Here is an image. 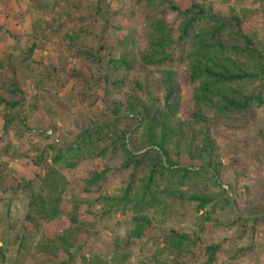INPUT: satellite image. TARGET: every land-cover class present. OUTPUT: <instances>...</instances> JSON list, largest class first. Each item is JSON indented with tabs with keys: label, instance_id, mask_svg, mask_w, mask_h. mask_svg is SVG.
<instances>
[{
	"label": "rangeland",
	"instance_id": "1",
	"mask_svg": "<svg viewBox=\"0 0 264 264\" xmlns=\"http://www.w3.org/2000/svg\"><path fill=\"white\" fill-rule=\"evenodd\" d=\"M173 1L182 8L192 3L203 4L222 15L233 8L242 16L244 30L249 35H255L264 49V4L252 0ZM94 3L95 0H0V75L3 79L14 77L10 67H15L14 78L24 92L19 111L30 114L27 125L31 129L26 131L17 123L9 131L3 132L0 109V160H8L10 169L5 173L4 186L12 185V188L0 191V249H4V264H66L67 257L62 252L47 256L36 250L48 243L47 239H52L60 227L71 230L73 226L66 216L50 223H41L36 231L30 225H25L24 216L29 213L30 194L22 187L14 188L15 180L19 183L29 171L36 169L24 159L25 155L36 154V148L45 150L48 145L58 148L73 140L77 135L76 122L79 121V116H74L73 111L89 119H103L106 115L101 101H95L92 108L85 103L92 101L87 100L88 95L101 97L102 92L95 88L90 92L87 89L84 91L83 86L74 81L60 86L64 80L57 85L48 81L34 85L32 73L20 64L22 53L35 42L38 51L32 59L41 66H32L41 69L50 65L59 69L71 65L79 67L84 61L81 56L83 49L94 52L103 45L107 51L117 55L120 44L124 43L127 51H137L143 48L149 34L143 4H138L137 0H106L99 14L94 13ZM65 10H68L70 18L65 15ZM37 20L42 22L37 24ZM168 20L172 23L176 21L171 13ZM76 28H83L91 35H80L78 41L68 45L65 36L71 35ZM165 69L176 72L182 102V108L172 122L187 120L193 103L192 86L185 81L186 67L173 62ZM95 71L101 72L102 69L95 68ZM160 76V69H154V79L158 80ZM141 77L143 79V75ZM136 78V73L131 72L129 82L112 98L126 102L131 97ZM78 91L85 94L82 103L78 102ZM153 97L161 100L162 93L154 92ZM36 98L39 102H35ZM35 103L38 105L32 111V104ZM129 123L131 129L136 128L134 120ZM49 125L56 129H49ZM220 125L221 133L215 138L221 163L217 181L210 173L202 172V179L181 187L190 193L200 191L214 196L215 200L202 211H197L194 203L178 200H169L166 209L147 211L156 232L152 231L147 238L134 243H126V237L133 228L132 212L103 215L94 201L96 188H89V192L82 188L89 172L107 168L110 171L108 179L102 183L100 191L101 194L115 195L120 193V188L126 182L132 179L138 181L142 172L132 168L121 169L119 165L124 159L120 152L114 150L101 160H83L72 171L60 168L67 181L63 192L64 211L71 209L72 201L79 205L80 230L70 249L75 254L74 264L152 262L154 251L157 247H163L165 235L171 229L178 233L196 234L200 239L195 246L189 247L185 264H202L205 261V247L210 245L220 246L213 264H264V107L256 108L251 117L245 115L244 119ZM129 136V144L133 145L138 133L132 132ZM16 150L21 157L9 159ZM174 161L181 167L194 170L201 165L186 156ZM33 187L35 191L43 193L41 185L35 184ZM207 215L209 219L204 220ZM162 259L169 263L172 256L166 252Z\"/></svg>",
	"mask_w": 264,
	"mask_h": 264
},
{
	"label": "trees",
	"instance_id": "2",
	"mask_svg": "<svg viewBox=\"0 0 264 264\" xmlns=\"http://www.w3.org/2000/svg\"><path fill=\"white\" fill-rule=\"evenodd\" d=\"M105 1L95 0V14L100 13ZM252 1L264 4V0ZM137 2L143 4L149 24V34L141 50L127 51L126 45L121 43L119 52L114 55L100 45L94 52L92 49L81 51L84 61L79 67L71 65L59 69L50 65L41 69L32 66H41L32 59L38 51L33 42L22 53L20 60L21 66L32 73L34 85L44 81L57 85L64 80L60 83L63 86L74 81L83 86L84 91L87 89L90 92L95 88L102 92L101 97L88 95L87 100L92 99L91 102L85 101L83 92L78 91L77 94L80 97L78 102L85 101L89 108L101 101L106 113L103 119H89L73 111L74 116H79L77 135L73 140L58 148L51 145L45 150L36 148V154L25 155L24 159L36 169L29 171L19 183L15 180L14 188L22 187L30 194L25 225L36 231L37 225L66 216L73 226L71 230L60 227L52 239H47L48 243L36 250L47 256L62 252L67 257L66 264H74L75 254L70 249L81 223L78 220V204L72 201L68 211L62 207L67 181L60 168L72 171L81 161L101 160L114 150L120 152L124 159L119 165L121 169L132 168L142 172L138 181L132 179L126 182L120 193L115 195L101 194L100 191L102 183L108 179L110 171L107 168L89 172L82 188L85 192H89V188L97 189L94 201L103 215L132 212L133 228L126 237V243H134L147 238L152 231L156 232L147 211L166 209L169 200L188 201L196 204L197 211H202L215 200L214 196L200 191L190 193L181 187L202 179V172L210 173L217 181L221 163L215 138L221 133L220 123H232L244 119L245 115L251 117L256 108L264 107V49L255 35H249L244 30V20L233 8L222 15L197 3L182 8L173 0ZM71 6L76 8L74 3ZM64 13L71 17L68 10ZM169 13L175 16V23L168 20ZM36 22L39 24L42 21ZM80 35L89 36L91 32L76 28L71 35L65 36L67 44L78 41ZM173 62L186 67L185 81L192 86L193 103L188 119L175 123L172 121L182 108L180 89L176 72L165 69ZM95 68L102 71L97 72ZM10 69L15 77V67ZM154 69H160L158 80L153 77ZM131 72L137 76L133 81L131 97L126 102L113 99L112 96L129 82ZM14 77L3 79L0 75L2 129L7 132L18 123L24 130L31 131L27 125L30 114L19 111L24 92ZM154 92L162 93L161 100L153 97ZM35 102L39 99L36 98ZM37 105L32 104V111ZM132 120L137 123L135 129H131L129 122ZM48 128L56 129L53 125ZM132 132L138 133V137L130 145L129 135ZM183 156L201 163L198 170L181 167L174 161ZM17 157L21 156L16 150L8 158L13 160ZM9 170L8 160L1 159L0 191L12 188V185L4 186V176ZM35 184L44 188L43 193L34 190ZM208 219V215L204 217V220ZM199 241L196 234L178 233L171 229L165 235L163 247H157L151 257L152 262L146 264H185L189 247ZM219 249V245L205 247L202 264H213ZM166 252L172 256L169 263L162 259ZM5 260L4 249H0V263L4 264Z\"/></svg>",
	"mask_w": 264,
	"mask_h": 264
}]
</instances>
